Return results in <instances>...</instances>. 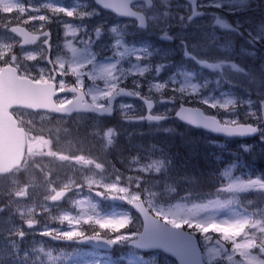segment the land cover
Returning <instances> with one entry per match:
<instances>
[{"label": "rangeland", "instance_id": "obj_1", "mask_svg": "<svg viewBox=\"0 0 264 264\" xmlns=\"http://www.w3.org/2000/svg\"><path fill=\"white\" fill-rule=\"evenodd\" d=\"M255 1L202 0L201 5L206 7V11L215 13L223 29L228 31L244 25L247 26L248 35L261 41L264 39V20L249 10ZM155 3V7L148 11L144 5L134 6L146 13L149 28L141 43H132L125 41L124 36L132 37L141 33L136 23L110 17V14L99 11L93 0H26V3L0 0V67L12 59L22 63L34 79L46 80L57 74L59 89L73 82L78 83L79 87L88 90L91 101L99 105L105 103L102 100L105 95L121 84L156 100L158 115H173L180 104L194 102V105H203L208 113L219 116L222 122L260 125L261 135L264 136L260 107L264 99V49H249L248 45L243 44L237 53L231 41L225 47L211 49L200 41L202 35L193 36L187 32L177 34L182 44H172L166 38L160 40L161 36L172 35L171 28L186 23L184 17L189 15L190 6L185 0H155ZM210 19L211 22L216 21ZM199 23L204 25L206 22ZM15 24L42 34L41 43L32 48H21L19 40L8 31ZM212 33L216 35L217 29H213ZM150 38L154 40L152 45L147 42ZM155 41H160V44H155ZM90 42L95 43L98 50L88 47L87 43ZM16 47L18 50L14 52ZM48 49L54 50L52 59ZM238 55L258 63L245 69L234 62L233 59ZM186 62L192 63L197 72L190 71ZM70 99L69 95H61L58 102L62 104ZM14 113L37 132V147L43 144L41 151H32L33 159L45 158L55 168L53 164L58 156L60 167L63 160L66 169L40 187H36L26 174L23 177L24 183L21 176L0 180L1 188L18 196L15 203L19 216L24 220L21 224L14 221L12 216L0 218V264H62L64 254L41 252L45 243L43 237H48L46 233L51 230L57 235L61 233L62 242L65 243L81 237L86 226L96 225L107 231L111 227L119 228L132 223L133 230L130 228L127 232L111 236V239L117 240L118 236L128 242L135 238L141 229L140 221L134 224L129 213L116 210L98 213L96 208L100 203L91 193L95 190L121 194L128 203L144 196L147 206L155 215L176 223H199L204 225V229L213 224H221L227 231L226 236L230 238L242 233L244 239L237 244L236 250L247 257V264H264V259L260 257L261 250L254 251L252 234L248 233L255 225L252 227L253 234L262 233L264 238V211L258 221L250 222L221 204L168 205L162 200L163 183L149 184L144 188L141 177L130 176L124 171H113L116 177L111 178L89 170L87 163L77 165L79 154L70 161L68 153L52 152L48 136L56 142L59 137L52 130L62 123L66 125L68 117H53L46 112L22 109ZM116 113L132 115L140 120V116L145 115V108L141 102L123 99L117 104ZM77 118V121L84 123H89L91 119V125L97 128L98 122L91 116L80 114ZM137 167H145L153 173L164 171V163L150 154H144ZM61 188L70 190V194L61 200L62 205L76 209L75 212L65 208L55 210L58 203H52L51 198ZM90 208L96 213L90 214L86 210ZM31 222L35 224L36 230L28 229L25 233L37 232L33 240L18 234L22 226L28 227ZM11 236H14V241L7 240ZM215 241L210 234H205V242L208 244L205 251L211 264L218 262L223 254ZM126 253L128 264H134L131 251L127 250ZM159 254L149 255L154 264H176L171 258ZM224 254L225 259H228L234 252Z\"/></svg>", "mask_w": 264, "mask_h": 264}, {"label": "trees", "instance_id": "obj_2", "mask_svg": "<svg viewBox=\"0 0 264 264\" xmlns=\"http://www.w3.org/2000/svg\"><path fill=\"white\" fill-rule=\"evenodd\" d=\"M160 125L167 129L145 124L130 140L124 139L125 130L118 131L115 154L111 153L113 163L119 166L118 148L125 151L120 155L122 158L132 160L135 158L132 147L139 145L168 162L167 171L157 178L174 191L171 192L173 196L199 203L210 201L212 195L226 190L228 176L242 183L251 179L264 182V141L215 137L190 129L176 120ZM90 132L88 130L87 134ZM149 177L151 181L155 179ZM240 200L246 207H251L261 197L255 193H242Z\"/></svg>", "mask_w": 264, "mask_h": 264}, {"label": "water", "instance_id": "obj_3", "mask_svg": "<svg viewBox=\"0 0 264 264\" xmlns=\"http://www.w3.org/2000/svg\"><path fill=\"white\" fill-rule=\"evenodd\" d=\"M139 1V0H96L98 4H100L103 8L113 11L115 13H118L124 17H134L137 18L140 21L139 26L145 27V19L141 15L138 16L137 13L133 12L130 9V5L132 2ZM14 33H16L18 36L24 38L27 40L24 42V45L27 44H33L37 37L29 35L28 37H25V32L20 28H15ZM5 79L7 86L1 85V81ZM21 91L24 92H30L32 91L31 87L21 85L20 82H15L6 74L0 75V164L4 161L7 163H11L15 161V164L21 161L22 159V153H23V135L22 131L19 134V131L17 130L16 126L17 123L12 118V116L9 114V109L13 106H29V101L27 99L24 100V102H20L22 100L19 96V93ZM122 94L129 96V97H135L128 91H121ZM115 97H113L110 100L111 106L113 105V100ZM144 102L148 106V110L152 109V102L146 101L143 99ZM51 105L47 104V107L49 108ZM89 106L90 111H95L99 114H110V109H98L91 105ZM75 110H81L86 111L82 107H77ZM56 113H66L68 112L65 110V108H55L53 110ZM263 111H264V103H263ZM179 120L182 122H185L193 127L201 128L206 131L215 133L217 135H223L228 137H248V136H254L258 133V129L255 133L249 134L246 130L250 127L249 125H236V126H230V125H222L219 123L218 119H216L213 116H207L203 114L201 109L197 108H191V107H185L182 106L175 115ZM150 119L154 120H160V117H152L148 116ZM8 127V132H6V128ZM257 128V127H256ZM11 150L12 153L9 155L8 152ZM0 172H3V169H0ZM145 236V234H142L140 236V241L138 242V245L141 247H144V244L142 242V238ZM157 237L162 239V242L160 243V248L167 253H170L174 255L180 264H198L199 258H198V252L196 243L192 242L191 237L183 232V231H174L166 230L163 228L157 229ZM92 245L96 247H100L101 241L103 239H93V240H86ZM137 245V243H135Z\"/></svg>", "mask_w": 264, "mask_h": 264}, {"label": "flooded vegetation", "instance_id": "obj_4", "mask_svg": "<svg viewBox=\"0 0 264 264\" xmlns=\"http://www.w3.org/2000/svg\"><path fill=\"white\" fill-rule=\"evenodd\" d=\"M204 18L207 19L206 16H202V18H200L198 20H194V23L191 25V28L189 29V32L190 33H198L199 35L203 34V36H204L205 33H209V31H208L209 28H206V30H203L201 28V26L196 25V23L198 21H202ZM218 33L219 34H217V36H214V38H212L210 40H204L202 38L203 36H200V41H202V43L204 44V46H206L207 48L218 49V47L220 46L221 41H222V38L220 39V37H221V31L219 30ZM197 49H199V48H197Z\"/></svg>", "mask_w": 264, "mask_h": 264}, {"label": "snow or ice", "instance_id": "obj_5", "mask_svg": "<svg viewBox=\"0 0 264 264\" xmlns=\"http://www.w3.org/2000/svg\"><path fill=\"white\" fill-rule=\"evenodd\" d=\"M249 134L251 133H255L257 131L256 127H250L246 130ZM180 225H177V227H179Z\"/></svg>", "mask_w": 264, "mask_h": 264}]
</instances>
